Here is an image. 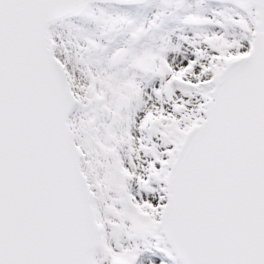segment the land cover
Returning <instances> with one entry per match:
<instances>
[{"label":"snow or ice","instance_id":"obj_1","mask_svg":"<svg viewBox=\"0 0 264 264\" xmlns=\"http://www.w3.org/2000/svg\"><path fill=\"white\" fill-rule=\"evenodd\" d=\"M0 264H264V0H0Z\"/></svg>","mask_w":264,"mask_h":264}]
</instances>
